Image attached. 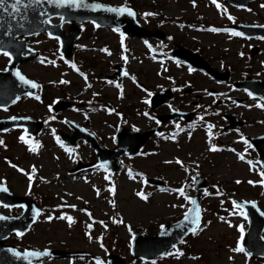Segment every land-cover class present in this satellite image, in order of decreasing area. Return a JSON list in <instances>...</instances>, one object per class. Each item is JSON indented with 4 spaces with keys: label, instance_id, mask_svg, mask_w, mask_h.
Returning a JSON list of instances; mask_svg holds the SVG:
<instances>
[{
    "label": "rangeland",
    "instance_id": "374dc122",
    "mask_svg": "<svg viewBox=\"0 0 264 264\" xmlns=\"http://www.w3.org/2000/svg\"><path fill=\"white\" fill-rule=\"evenodd\" d=\"M94 1L112 5L125 3V0ZM132 2L139 9L137 19L143 26L155 20L152 16L141 15L145 12L182 18L195 24L178 26L160 22L170 41L164 48L157 40H149L146 44L139 38L129 37H124L122 48L118 31L80 24V37L69 61L56 55L55 40L45 36L30 39V46L40 52V57L24 64L20 70L43 86L39 92L43 100L21 98L0 110V117L27 116L46 121L35 135L40 143L37 151L29 148V138L20 139V129L2 134L0 141L4 143L0 146L8 145L10 150H0V181L16 195L35 197L44 212L26 234L19 239L11 237L8 243L20 249L54 248L70 256L52 258L42 264H96L97 259L106 264L107 251L122 257L125 264H264V258L251 260L242 252L233 251L237 242L242 241L246 221L236 208L226 214L233 200H253L264 212V186L259 183L261 176L255 151L239 139L241 135L247 140L248 136L264 134V107H257L256 100L233 90L231 85L246 76L264 78V41L242 39L223 30L232 23L264 24V7H261L264 0L246 9L231 8L217 0L220 10L211 0ZM229 15L233 20L228 19ZM211 28L221 30L212 31ZM173 43L201 55L214 69L228 72V82H215L200 72H188L186 66L174 65L167 54ZM253 46L260 50L250 56ZM7 62L8 59L0 55V69ZM114 65L123 67L124 78H106ZM165 88L174 90L168 105L155 111L146 109L147 93L155 94ZM187 88H193L194 93H183ZM210 89L216 90L218 95L206 93ZM195 96L199 97L194 99ZM231 98L242 99V102L236 103ZM59 100L71 101L72 105L49 115L53 101ZM194 100L197 103L191 106ZM207 106L211 110L206 109ZM202 108L214 113L209 121L192 124L187 132L178 131L179 123V127L174 122L166 123L161 135L150 138L137 155L122 157L115 174L99 167L69 174L78 163L94 161L95 153L83 142L76 143L71 151L62 150L54 142L59 133H70L65 122L72 121L93 133L103 148L111 150L118 127L143 132L155 126L154 120L145 117L144 112L149 111L152 114L149 115L155 117L171 109H180L192 110L197 115L203 114ZM224 113L244 120V125L233 131H222L226 124ZM206 123L212 127H206ZM213 146L220 150L210 151ZM239 155H243L244 160L239 159ZM177 159L182 164H177ZM13 164L23 171L13 168ZM33 168L42 183L29 192L28 175L33 173ZM106 175L111 177L110 182L105 179ZM196 175L206 180V188L200 193L199 228L184 244L176 247L178 250L168 255L153 261L131 260L129 242L133 230L155 235L161 225L182 217L189 202L173 189L183 188L185 195L193 196ZM145 178L161 180L163 184L161 187L148 184ZM138 192L145 199H141ZM73 205L75 207H71ZM82 208L96 218L97 223H91L81 212ZM205 209L207 213L203 215ZM19 211L20 208L0 206L1 214L16 215ZM48 216L53 218L48 220ZM68 217L72 218L71 222ZM262 235L264 237V231ZM186 246L192 248L188 253H185Z\"/></svg>",
    "mask_w": 264,
    "mask_h": 264
},
{
    "label": "water",
    "instance_id": "95a60500",
    "mask_svg": "<svg viewBox=\"0 0 264 264\" xmlns=\"http://www.w3.org/2000/svg\"><path fill=\"white\" fill-rule=\"evenodd\" d=\"M231 3L234 6L241 7L244 6L249 1L254 0H225ZM15 0H5V6L0 8V52L8 51L12 55V62L7 68L8 71L4 73H0V107L8 106L13 100H15L16 96H20L24 93H28L31 90H27L28 88L20 83V81L12 75V70L16 69L17 66L33 57V53L26 48V40H15L16 36H29L31 34L40 33L43 31L48 32L49 34L55 35L60 38L62 42V53L68 55L72 51V43L77 37V30L74 25L70 27V34L63 35L60 31L59 25H51L48 21L49 18L54 16H61L62 22H81L90 20L95 23L97 26H109L114 25L121 27L125 32L129 34H138L140 36L144 35V32L138 28L134 24L133 17H129L126 13H123L117 16L115 13H111L105 11L103 8L93 9L91 5L95 3H90L83 1L82 5L79 7L69 6L67 4L61 5L59 8L55 6V3H49V0H40L39 4L30 3V0H21V3L16 5L18 11H14L9 5L14 4ZM241 31L247 34L252 35H260L264 36V28H254V27H238ZM22 53H25V56H22ZM175 54L178 56H183L189 59L192 63L197 64L196 56H192L190 54L181 52L176 50ZM201 66V65H200ZM209 70L208 67H204ZM212 72L211 70H209ZM262 85L261 88L256 89L253 87L247 86L245 83L240 84V87L246 88L250 90L252 93L260 96L264 99V82L260 83ZM164 96L169 95H156L152 99L151 107H157L164 101ZM174 116H188L187 119L190 118L191 115H181L179 113L174 114ZM167 116H161L158 118L160 123H162ZM24 126L28 131H30V124L28 120L24 119H11V120H0V132L8 129L13 126ZM146 135L144 138H138V141L133 146L131 150H117L116 158L123 153H131L132 151H136V149L144 142ZM135 138L136 135H128L124 131H121L118 134L117 142L118 146L122 143L125 138ZM88 140L93 141V144L96 142L92 139V137H85ZM137 138V137H136ZM259 140H254L255 145H258ZM95 146V145H94ZM115 152V151H114ZM260 159L264 165V152L260 151ZM0 204L12 206L14 204H22L25 208L24 213L18 218H6L0 219V264H31L36 262L40 257H29L28 260H25L23 254L20 256H16L13 252L17 251L15 249L9 247H3L1 242L5 239L11 232H22L26 229L28 224L33 221V209L35 208L32 202L23 200L21 198H17L9 194L7 191L0 190ZM249 211L250 218V228L248 231V235H253L255 237V241H259L260 233L264 227V218L258 213L253 205L246 206ZM36 209V208H35ZM196 213H193L195 216ZM191 219V217H190ZM260 219L258 223L256 220ZM169 226L167 229V233L170 234L171 239L165 246V249L173 244H177L181 238L187 234L188 228L191 225L188 222H181L177 225H174L170 229ZM151 240L156 238H149ZM143 240L142 237H138L135 240V247L139 245ZM255 243L256 245L258 244ZM251 250V249H249ZM162 251H158L151 257H155L159 254H162ZM264 254V252H261ZM136 257L133 254V257Z\"/></svg>",
    "mask_w": 264,
    "mask_h": 264
},
{
    "label": "snow or ice",
    "instance_id": "6c2138e0",
    "mask_svg": "<svg viewBox=\"0 0 264 264\" xmlns=\"http://www.w3.org/2000/svg\"><path fill=\"white\" fill-rule=\"evenodd\" d=\"M39 2H40V0H30V3H34V4H39ZM193 2H194V0H193ZM20 3H21V0H15V3L14 4H11L9 6L14 11H18L16 5H18ZM49 3H55V6L57 8H59L63 4H67L69 6L79 7V6L82 5L83 0H49ZM212 3L216 4V7H217L218 10L221 9V5L217 3V0H212ZM4 6H5V0H0V8H3ZM91 7L93 9L103 8L105 11H108V12H111V13H115L117 16H119V15H121L123 13H126L129 17H134L135 16L134 11L130 7H128L126 3L124 5L119 6V7H111V6H106V5H102V4H93V5H91ZM261 7H264V5H261ZM141 15L144 16V17H148V16H153L154 13H152V12H145V13H142ZM228 19L229 20H233V17H231L229 15L228 16ZM261 27H264V25H261ZM211 30L212 31H220L221 29L211 28ZM223 30L224 31H228V29H223ZM114 31H119V29L118 28L117 29H114ZM231 34L234 35V36H240V35H242V33L236 32V31H233ZM120 35H121V47L123 48V38H124V34L123 33H120ZM169 39H171V37H169ZM145 43L147 44L148 42L145 41ZM2 54L5 57L8 58V62L9 63L12 62V55H11L10 52L3 51ZM52 63L54 64L55 62L53 61ZM4 71H8V69L5 68ZM12 75L14 77H16L20 81V83L23 84V85H27V86H29L32 89H36V88L39 87V85L36 82H34V81L30 80V79H27L24 75H22L20 73L19 70H16V69L12 70ZM61 83H65L66 84V83H69V82L68 81H61ZM25 95H32V93H25ZM94 95H95V93H94ZM147 95L149 97H151L153 95V93L148 92ZM248 95L251 97V96H253V93L249 92ZM19 99H20V96H16L15 100H13V103H15L16 100H19ZM36 99H39V97L37 96ZM148 102H149L148 100H145L144 101V103H146V104ZM53 103H55V101H53ZM213 103H215V101H213ZM256 106L257 107H264V104H261V103L258 102ZM197 107H199V105ZM109 111H111V110H109ZM143 115L145 117H148L149 119H154V117L150 116L148 112H144ZM10 119H16V118L15 117H10ZM25 119H26V117H25ZM196 119L197 120H200L202 118L198 116ZM156 123L159 124L160 121L157 120ZM177 127H179V125H177ZM208 127L211 128L212 125H208ZM133 130L135 131L136 129L134 128ZM5 131H6V129H5ZM157 135L159 136L161 134L158 132ZM20 139L23 140L24 137L22 136V137H20ZM239 139L241 141H243L245 144H248V141L246 140V138L243 135H241L239 137ZM57 141L59 142V138H57ZM0 143H2V141H0ZM248 147H251V145L248 144ZM35 150H36L35 148H32L31 149V151H35ZM66 150L71 151V149H66ZM209 150L210 151H218L220 149H218L215 146H213ZM238 158L241 159V160H244V156L243 155H239ZM107 163H108L107 161H104V165H107ZM176 163L177 164H182V162L179 159L176 160ZM249 164H251V162H249ZM11 166L13 168H17L18 171H23L22 169H19L14 164L11 165ZM250 170H251V168H250ZM32 171L34 173L35 172V168H33ZM184 171L187 172L188 169L187 168H184ZM258 174L261 176V179H260L259 183H260L261 186H264V171H261ZM32 178H33L32 175H28V180H29L30 183L32 181ZM105 179H108V178L105 177ZM236 183H240V181H236ZM248 183L249 184H253L254 182L253 181H248ZM0 190L7 191V189L3 187V182L2 181H0ZM173 191L174 192H177L179 195L183 196L185 200H187L190 204H192L194 206V208H190L186 213H184V216H183V220L185 222H188L191 225V227L188 228V231L194 233L195 230H196V228H197V226H198V224H199V221H200V216H199V211L200 210H199L198 207H195V203H196L195 200L192 197L185 195V192H184L183 188H176V189H173ZM204 194L205 195H208V192L205 191ZM217 194H219V193H217ZM137 195L140 196L141 199H145V197L143 196L142 193L138 192ZM232 203H233L234 206L239 207V205H238V203L236 201H232ZM248 203H253V202H248ZM253 206H255L254 203H253ZM5 207H8V206L5 205ZM21 207H23V206L21 205ZM71 207H75V206L73 205ZM173 207H177V205H173ZM179 207L183 208L184 205H179ZM32 211H33V214H34L33 215V219L35 220L36 214H37V210L34 208ZM193 211H195V213H196L195 216H193ZM241 214H243V213H241ZM190 217H191V219H190ZM52 218H53L52 216H48L47 217L48 220H51ZM0 219H6V217L0 216ZM68 219H69L70 222L72 221V218L71 217H68ZM88 227L90 228L91 225H88ZM160 227H161V229L164 228L163 225H161ZM21 234L22 233L17 232V236H20ZM172 248L175 249L176 248V244H173L172 245ZM233 251L244 252L245 250L240 246V243L238 241L237 242V247L235 249H233ZM13 254L16 255V256H20L21 255L20 253H16V252H13ZM168 254L169 253H164V255H168ZM47 255H50L48 249H45L43 252H41V251H31V250H27V251H25L23 253V257H24L25 260H28L29 257L38 258V257H41V256H47ZM230 259H231V257H230ZM29 264H31L30 261H29ZM96 264H101V261L99 259H97Z\"/></svg>",
    "mask_w": 264,
    "mask_h": 264
}]
</instances>
